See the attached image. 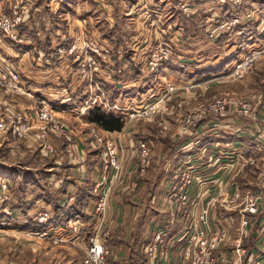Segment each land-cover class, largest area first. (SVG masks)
<instances>
[{"label": "rangeland", "instance_id": "374dc122", "mask_svg": "<svg viewBox=\"0 0 264 264\" xmlns=\"http://www.w3.org/2000/svg\"><path fill=\"white\" fill-rule=\"evenodd\" d=\"M137 1L0 0V39L15 57L0 55V62L16 68L24 90L38 99L0 86V223H9L0 227V264L81 263L87 239L97 232L110 249V236L122 221L129 242L136 233L146 238L139 246L143 258L139 264L145 263V245L166 231L172 244L169 253L178 260L186 244L183 233L194 231L182 218L179 201L184 187L177 170L185 160L196 172L187 187L195 211L205 200L217 201L211 212L229 236L224 251L231 261L226 264L236 261L233 252L238 241L244 250L242 264H264L262 154L253 150L256 154H250L254 161L249 164H229L228 158L225 165H229L222 167L204 160L206 148L201 146L195 156L184 153L189 143L194 144L199 128L222 119L229 121L226 125L233 135L235 130L243 132L232 121L242 129L253 120L258 132H249L252 144L264 137L263 120L257 119L264 105V55L241 77L224 74L253 48L264 47V30L258 31L259 26L264 29L263 7L249 0H225L224 5L219 0H187L191 12L184 13L180 0H152L155 15L147 18V11L135 7ZM205 15L211 21L203 29ZM230 15L243 16V36L235 35L238 28L226 35L217 32ZM5 25L7 34L1 29ZM212 29L218 38H210ZM236 37L240 40L232 41ZM23 41L34 47L21 46ZM167 47L169 57L159 59V52ZM23 54L34 76H48L53 83L30 89L18 66H23ZM172 84L170 92L167 87ZM217 102L225 104L218 115L210 109ZM243 103L250 106L246 114L238 111ZM139 108L147 113L130 117ZM44 110L47 119L40 116ZM93 110L120 117L121 130L106 132L91 122L87 115ZM92 130L101 142L94 140ZM110 147L109 158L104 152L109 153ZM248 154L242 150L239 156ZM202 166L206 170H200ZM16 170L25 171V177L13 181L10 174ZM24 185V194L32 193L25 215L18 209L17 213L13 204ZM3 188L14 194L13 202L6 191L1 192ZM173 188L178 194L171 197ZM232 188L239 190L235 200ZM43 189L62 202L65 197L66 205L75 203L78 193L87 192L90 198L84 211L90 222L76 220L80 224L76 232L71 223L66 229L59 223L39 228L30 222L34 214L46 211L51 216L47 222L53 220V205L35 200ZM250 197L260 208L254 216L244 214L248 224L243 226L241 210ZM100 200L104 208L97 210ZM38 231L48 236L35 235Z\"/></svg>", "mask_w": 264, "mask_h": 264}, {"label": "built area", "instance_id": "2783aa9c", "mask_svg": "<svg viewBox=\"0 0 264 264\" xmlns=\"http://www.w3.org/2000/svg\"><path fill=\"white\" fill-rule=\"evenodd\" d=\"M138 0L135 4V7L139 8V11L145 12L147 15V18L152 17V14L155 15V11L153 10V1L152 0ZM221 4H225V0H219ZM238 1H235V4ZM180 7L184 13L191 12L190 8L188 7V1L187 0H180ZM153 15V17H154ZM204 19L202 20V23L200 24L203 29H205V24L209 23L211 19H209V16L205 15L203 16ZM242 15L236 16V15H230L229 19H226V21H221V23L217 27V32L221 33L223 35L228 34L231 32L232 28H235L238 31L235 34L236 36H242L244 28L241 26L242 24ZM19 19H17V22ZM209 21V22H207ZM227 22V23H225ZM6 29L1 28L4 30V32L7 34L9 32L8 25H5ZM210 38H214V35L217 36V38L220 36L216 34L214 29L209 31ZM16 37V36H15ZM13 37V39H15ZM21 42V41H20ZM105 53L107 51L102 50ZM94 52H97V50H94ZM170 55V49L167 47L166 50H161L158 54L159 59H166ZM264 55V47H257L253 48L251 51H249L247 54L243 55L240 59L235 61L231 67L230 70H228L226 73V77L230 76L233 78L241 77L242 74L251 67V64L259 57ZM156 60V59H155ZM158 62V61H157ZM157 65L155 64L154 67ZM223 75V74H222ZM0 86L1 87H10L17 90L19 93H22L23 95H26L28 97H31V99H36L30 92H26L24 90V87L22 85V81L19 77V72L16 68H12L9 66H6L0 62ZM174 85H168L167 90L172 91ZM38 100V99H36ZM42 105L47 106L44 102H41ZM225 104L222 102H217L213 104L210 109L218 115L217 113H221L222 110H224ZM250 110V106L248 104H240L238 106V111L242 114L248 113ZM134 112L130 115L133 116V114H146L147 109L146 108H139L137 110H133ZM47 110H44L41 112L40 116L47 119ZM94 140L96 139L98 142H101L102 139L98 137V134L92 130ZM95 140V141H96ZM257 143L254 145V151L256 153L262 154V166L260 168L259 173V180L264 187V137H257ZM109 144L108 142H106ZM143 148V147H142ZM109 153L107 151L104 152L105 156H109V158L112 156V150L111 147L108 149ZM232 161L229 162V164L233 163H245L249 164L252 163L253 157L252 155L246 156V157H240L239 155L235 158H231ZM218 161L215 160L214 164L217 165ZM111 165H115V161L113 158L110 160ZM228 163L225 165H229ZM193 164L189 160L183 165L181 164L178 167V174H181V181H183V190L180 192V205L183 207V210L181 212L182 218L184 219L185 223L187 224L188 228H194V231L185 232L183 233L184 238H186V244L181 249V256H179L178 260H173L171 255L169 253V249L171 248L172 244L170 243V234L168 231L163 232L162 234L158 233L156 236L144 247V256H145V263L144 264H226L227 262L231 261L229 256L224 251V246L229 242V236L227 234L226 228L223 227L222 221L219 219H215V216L212 215L211 210L216 205V200L214 197L205 200L201 206L195 211L194 203H192L191 196L188 195L187 187H189L192 184L193 175L196 174V172H193ZM176 179V178H174ZM180 188L179 190H181ZM174 192L171 195V197H174L178 194L175 188H173ZM237 189L232 188V198L233 200L237 199L239 197ZM186 195V196H184ZM170 197V198H171ZM104 201V200H103ZM105 203V202H104ZM104 204H101V200L99 202V205H97V210L103 209ZM223 208V207H222ZM260 206L256 202V200H253L252 197L248 198V201L243 206V210H241V224L243 226H247L248 222L247 220H243L244 214H247L249 216H254L259 211ZM49 212H39L33 216V223H36L39 228L43 226L47 220L50 218ZM73 225V231L76 232L78 228H80V224L75 222L71 223ZM9 225V223H0L1 226ZM173 226V221L170 224V228ZM35 235L40 236L42 238H46L48 234L45 231H38L34 232ZM54 241H61V238H56ZM87 247L85 256L82 259L81 264H109V259L111 256V250L106 246L105 242L100 239V236L97 234L91 235L90 238L87 239ZM235 246L234 253V259H236L235 262H232L231 264H242V257L244 255V250L241 249V242L238 241ZM247 264V263H246Z\"/></svg>", "mask_w": 264, "mask_h": 264}, {"label": "crops", "instance_id": "0c3cea01", "mask_svg": "<svg viewBox=\"0 0 264 264\" xmlns=\"http://www.w3.org/2000/svg\"><path fill=\"white\" fill-rule=\"evenodd\" d=\"M256 2L259 3L260 6H262L263 10H264V0H249V3H251V4H253V3L256 4ZM253 25H256V23ZM241 26L243 27L244 24H241ZM258 28H259L258 31L264 30L263 26H259ZM258 31H257V33H258ZM257 33L254 32L255 35H258ZM239 38L240 37L233 38L232 41L240 40ZM24 45L28 46L29 48L34 47L29 41H23V44H21V46H24ZM17 47H19V45H17ZM0 55L4 59L5 58L10 59V60L15 59L14 52L12 51V48H10L8 46V44L3 42L1 39H0ZM21 57H22V59H24L25 55L23 54ZM21 57H20V59H21ZM23 62H22L23 66H21L22 65L21 63L18 66H20V68L22 69V73H21L22 76L25 77V75H26V79L28 81L27 84L29 85L30 89L31 88L41 89V88H38L37 85H39L40 87H43V86L46 87V86H49V84L53 83L52 80L48 79V76L47 77H45V76L42 77V75L34 76L31 73L32 71H30V68L27 65V63H25V59L23 60ZM45 81H46V83H44ZM47 81H48V83H47ZM36 99H34V100L36 101ZM257 119L263 120L262 121L263 124H261L262 125L261 131L264 133V105L259 108V111L257 113ZM247 121H248L246 124L247 128L242 127V129H241L239 123H235L234 121H232L233 125L238 126L237 127L238 130L243 132V134H239V132H237V130H235V133L237 135H233L232 129H229L227 127L226 123L229 122L228 120L222 119L221 121H219L217 123L212 124V122H211V123H208V125H206V126L204 125L203 127L199 128L196 131V133L194 135V144L189 143L187 145V147L184 149V153L187 152L188 155L195 156V154L197 153L196 150L198 149L199 146H201L203 148H206L205 153L202 155V158H204V160H207V162L212 161L213 164L216 160V161H218V163L220 165L222 164V167L225 166V163L228 161L227 160L228 158L237 157L239 155V153L242 152V150L244 151L245 154H247V152H249L248 155H250V154L255 155L256 153L253 151L254 150V143L252 144V142H251V139L253 137H251L249 135V132L250 133L254 132V131L258 132V130L255 129L256 123L253 122V120H247ZM234 152H237V153H234ZM228 154H231V155L233 154V156H231V157H222L221 156V155H228ZM202 167L203 168L200 167V170H202V169L204 170L206 168L204 166H202ZM215 173L214 174H215L216 178H218V174L216 171H215ZM211 175H213V174H211ZM10 176H11V174H10ZM4 177H5V179H7L6 176H4ZM24 177H25V175H24ZM5 181H9V180H5ZM28 181L30 182L31 185H37L38 184V181L37 182H33L32 180H28ZM25 187L26 186L24 185L23 189L18 191L20 194V197H18V198H16L13 193H11L10 191H7L5 188L1 189L2 193L6 191L5 195L10 197L12 202L14 201L13 199L16 198L15 202H13L14 208L16 210L17 209L20 210L22 214H24V212H25L24 210L28 209L30 202L32 200L31 199L32 193L24 194V191L26 190ZM200 192H201L200 194H202L201 190H200ZM45 194L53 196V195L49 194L46 189H43V192L40 193L38 196H36L35 200H41V199H43L42 201L47 200L48 202H50L53 205V207H54L53 211H54L55 205L51 201H49L46 197H44ZM53 197H55V196H53ZM55 198L59 204H61V205L64 204L65 197H64L63 202H62V200H58L57 197H55ZM18 204H20V205H18ZM21 209H23V211ZM18 210L16 211L17 213H18ZM146 212H147V210H146ZM53 215H54V212H53ZM120 215H121V211H120ZM121 219L123 220L124 217L122 216ZM30 222H32V220H30ZM122 223H123V225L120 224V228L119 229L117 228V231H115L110 236V240H109L108 244L110 245V249L112 251V256L109 260V263L110 264L111 263L112 264H139V262H141V260H143L142 256L140 255L141 249L139 251V246H140V243L143 240H145L146 238L144 239V237H142V234L136 233V234H132L133 238L130 239V242H129V240H128L129 234L127 233L128 230H126V231L123 230L125 228L124 227L125 223H124V221H122ZM155 224H156V222H155ZM43 226L51 227L52 226L51 220H49V222H47ZM43 226H41L40 228H42ZM22 227H24V226H21V228ZM263 227H264V225H263ZM53 235H54V233H53ZM48 240L50 241V239H48ZM75 264H81V263L78 261Z\"/></svg>", "mask_w": 264, "mask_h": 264}, {"label": "trees", "instance_id": "16d2710c", "mask_svg": "<svg viewBox=\"0 0 264 264\" xmlns=\"http://www.w3.org/2000/svg\"><path fill=\"white\" fill-rule=\"evenodd\" d=\"M90 121L100 126L106 132H118L122 128V121L120 117L115 116L114 114H109L101 112L100 110H93L89 115ZM25 171H15L11 175V179L16 181L18 177H24ZM18 176V177H17ZM82 191L77 194L76 201L72 205L59 204L55 197L45 194L49 201L55 205L54 217L51 220V224L56 225V223L61 224L66 229L69 224L80 220L82 222H90V217L85 214L84 208L87 204L90 195Z\"/></svg>", "mask_w": 264, "mask_h": 264}]
</instances>
